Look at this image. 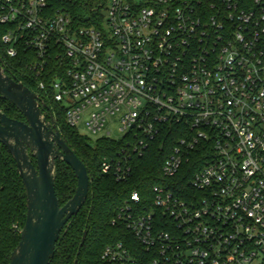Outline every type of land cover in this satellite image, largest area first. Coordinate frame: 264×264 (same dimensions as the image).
<instances>
[{"label": "built area", "instance_id": "2783aa9c", "mask_svg": "<svg viewBox=\"0 0 264 264\" xmlns=\"http://www.w3.org/2000/svg\"><path fill=\"white\" fill-rule=\"evenodd\" d=\"M81 1L83 24L50 0H0L4 55L32 52L41 103L90 139L122 142L102 173L127 179L132 156L172 125L161 173L185 182L154 185L148 210L132 191L112 219L129 236L101 261L264 264V0Z\"/></svg>", "mask_w": 264, "mask_h": 264}, {"label": "trees", "instance_id": "16d2710c", "mask_svg": "<svg viewBox=\"0 0 264 264\" xmlns=\"http://www.w3.org/2000/svg\"><path fill=\"white\" fill-rule=\"evenodd\" d=\"M50 1L54 7H65L69 10L78 24L84 23L81 17L85 15L88 7L81 0ZM4 31L5 26L0 25V36ZM31 60L32 52L23 49H19L15 57L5 56L0 42V63L5 72L34 90L27 74L30 72L25 68ZM44 102L51 108L62 136L86 165L90 179L86 202L65 225L50 264H104L100 258L104 246L129 236L124 226L121 223L113 224L112 219L116 217L132 191L136 190L140 194L141 202L138 207L148 210L152 205L154 185L172 187V181L185 184L180 174L172 180V177L163 178L161 173L162 163L172 149L173 138L176 135L172 132V125L162 126L160 134L149 143L144 154L132 156L130 176L119 181L111 173H102L100 165L104 157H115L116 152L122 147V142L109 138L92 141L80 135L74 127L66 123L61 108L46 100ZM0 108L9 117L24 120L22 114L11 103L1 98ZM200 163L201 154L194 153L185 166L193 171ZM76 183L72 169L66 163L57 160L54 187L60 206L74 194ZM25 203V190L15 161L0 143V264H8L10 253L19 241L20 230L25 221Z\"/></svg>", "mask_w": 264, "mask_h": 264}, {"label": "water", "instance_id": "95a60500", "mask_svg": "<svg viewBox=\"0 0 264 264\" xmlns=\"http://www.w3.org/2000/svg\"><path fill=\"white\" fill-rule=\"evenodd\" d=\"M0 98L24 118L9 117L0 108V143L15 161L26 197L25 221L8 264H50L65 225L86 202L88 171L62 136L50 107L22 81L8 75L1 63ZM57 160L66 163L77 180L74 194L61 206L54 187Z\"/></svg>", "mask_w": 264, "mask_h": 264}, {"label": "rangeland", "instance_id": "374dc122", "mask_svg": "<svg viewBox=\"0 0 264 264\" xmlns=\"http://www.w3.org/2000/svg\"><path fill=\"white\" fill-rule=\"evenodd\" d=\"M108 130L111 131V137H112V138H119V137H121V135H122V133H120L118 130H116V126H115V124L110 123V124L108 125ZM77 131H78V133H79L80 135L85 136V137H88V136H87L88 133H87V131H86L83 127L78 126V130H77ZM91 139H92V141H95V140H96V136L93 137V138H91Z\"/></svg>", "mask_w": 264, "mask_h": 264}]
</instances>
